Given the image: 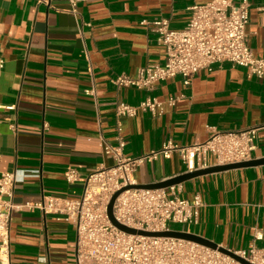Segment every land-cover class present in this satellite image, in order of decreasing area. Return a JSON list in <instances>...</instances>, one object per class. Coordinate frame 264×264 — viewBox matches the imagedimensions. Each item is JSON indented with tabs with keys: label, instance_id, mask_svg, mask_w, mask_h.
Here are the masks:
<instances>
[{
	"label": "crops",
	"instance_id": "obj_1",
	"mask_svg": "<svg viewBox=\"0 0 264 264\" xmlns=\"http://www.w3.org/2000/svg\"><path fill=\"white\" fill-rule=\"evenodd\" d=\"M207 1L77 0L72 6L70 0H0V57L5 61L0 70V175L16 173L14 203L77 198L83 183H68L64 170L72 167L85 177L113 165L102 147L104 142L117 145L118 123L127 157L158 150L166 141L202 142L207 126L255 127L251 159L264 157V76L222 62L187 82L178 75L149 91L117 88L112 82L120 73L136 75L147 62H164L153 21L167 19L170 29H181L189 7ZM263 6L264 0H249L245 38L260 58ZM147 97L175 102L160 115H116L118 102L136 105ZM212 165L215 158L208 154L206 167ZM183 172L177 157L158 154L139 163L132 178L146 184ZM176 188L185 199L198 194L203 206L197 223L172 229L230 250L251 243L264 248V164L207 173ZM254 230L260 239H254ZM9 241L11 264H76L74 226L56 213L28 207L14 211Z\"/></svg>",
	"mask_w": 264,
	"mask_h": 264
},
{
	"label": "built area",
	"instance_id": "obj_2",
	"mask_svg": "<svg viewBox=\"0 0 264 264\" xmlns=\"http://www.w3.org/2000/svg\"><path fill=\"white\" fill-rule=\"evenodd\" d=\"M76 1L70 0L72 6ZM189 10L190 17L181 29H170L167 19L152 22L156 42L164 48V62H147L134 76L116 75L112 82L117 88L132 86L149 91L156 83L178 75L187 82L199 70H211L222 62L245 67L257 77L264 76V58L256 57L245 41L249 0H208L191 5ZM4 63L0 57V70ZM86 92L91 93L92 89ZM174 102L173 98L162 101L155 97H147L136 105L120 101L115 112L117 116H134L139 111L160 115L166 105L172 106ZM116 130L117 145L104 142L102 147L103 154L114 160L113 165L100 167L85 177L72 167L64 170L68 183H83L77 198L50 196L32 204H16L13 201L19 180L16 173L0 175V264H11L9 226L13 212L22 207L56 213L73 224L76 264H241L217 249L181 238L121 231L110 222L106 207L116 191L135 184L132 173L136 166L158 154L177 157L185 172L206 167L208 154L215 158L216 164L251 159L256 128L221 130L207 126V137L202 142L180 145L166 141L160 149L138 157L122 154L121 124H117ZM202 206L198 194L191 199L182 198L176 185H172L158 189L127 188L115 198L112 211L117 221L129 227L166 231L172 224L197 223ZM253 236L262 237L258 230H254ZM232 251L252 264H264V248L254 243Z\"/></svg>",
	"mask_w": 264,
	"mask_h": 264
},
{
	"label": "water",
	"instance_id": "obj_3",
	"mask_svg": "<svg viewBox=\"0 0 264 264\" xmlns=\"http://www.w3.org/2000/svg\"><path fill=\"white\" fill-rule=\"evenodd\" d=\"M257 164H264V157L258 158V159H249L246 161H239V162H234V163L216 164V165H212V166H208V167H203V168L195 169L193 171L183 172L181 174H177V175H174V176L169 177L167 179H163V180L153 182V183H146V184L135 183L132 185H128L126 187H123L119 191H116L111 196V198L107 204V207H106V212H107L108 218H109L110 222L116 228H118L119 230L124 231L126 233L138 234V235H143V236H164V237L181 238V239L188 240L191 242H195L197 244L204 245V246H207V247H210L213 249H217L220 252H223V253L231 256L232 258H234L235 260H237L241 264H252V263L248 262L247 260H245L244 258L233 253L232 250L227 249L226 247L219 246L216 243H214V242H212V241H210L204 237H201L200 235H196L194 233H190V232H186V231H182V230H176V229H170V230H166V231H149V230L136 229L133 227H129L125 224L120 223L119 221H117L115 219V217L113 216L112 206H113L114 200L118 196V194L127 188H142V189L167 188V187L172 186V185L180 184V183H182V182H184L190 178L197 177L200 175H204L207 173H212V172H217V171L227 170V169H232V168H238V167H244V166H253V165H257Z\"/></svg>",
	"mask_w": 264,
	"mask_h": 264
},
{
	"label": "rangeland",
	"instance_id": "obj_4",
	"mask_svg": "<svg viewBox=\"0 0 264 264\" xmlns=\"http://www.w3.org/2000/svg\"><path fill=\"white\" fill-rule=\"evenodd\" d=\"M173 227H176V225H174V224H173V225H170V228H171V229H172Z\"/></svg>",
	"mask_w": 264,
	"mask_h": 264
}]
</instances>
